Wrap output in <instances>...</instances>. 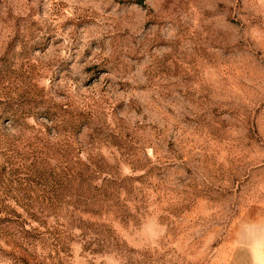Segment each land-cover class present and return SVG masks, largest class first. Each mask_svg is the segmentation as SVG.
Segmentation results:
<instances>
[{
	"label": "rangeland",
	"instance_id": "1",
	"mask_svg": "<svg viewBox=\"0 0 264 264\" xmlns=\"http://www.w3.org/2000/svg\"><path fill=\"white\" fill-rule=\"evenodd\" d=\"M0 264H264V0H0Z\"/></svg>",
	"mask_w": 264,
	"mask_h": 264
}]
</instances>
